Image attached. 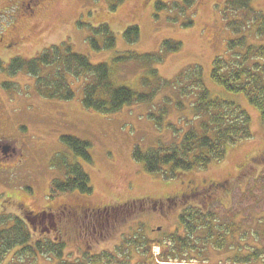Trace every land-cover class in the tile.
<instances>
[{
    "label": "rangeland",
    "instance_id": "rangeland-1",
    "mask_svg": "<svg viewBox=\"0 0 264 264\" xmlns=\"http://www.w3.org/2000/svg\"><path fill=\"white\" fill-rule=\"evenodd\" d=\"M228 1L49 0L35 21L17 20L20 35H13L7 25L15 17L20 0H0V39L4 40L0 43V118L3 135L15 148L13 156L0 165V212L26 213L36 237L64 241L63 258L71 261L84 253L106 249L127 264H142L151 254L157 258L166 241L153 245L147 256L143 250L132 249L127 260L116 247L126 240L124 235L129 233L131 237L132 230L141 227L147 239L163 241L181 228L183 209L194 205L212 212L224 227H234L224 236V246L212 245L207 250L210 262L232 264L235 256L252 254L256 248L264 253V123L245 95L229 93L210 78L214 59L226 54L228 40L236 35L227 26L231 17L226 11ZM159 2L166 7L158 9ZM253 5L264 12V0H254ZM190 21L192 24H188ZM102 25L115 38L114 47L106 48L109 35L97 32ZM131 25L140 29V38L134 43L124 36ZM246 33L252 41L258 40L254 32ZM90 37L96 39L100 49L91 44ZM11 40L15 47L10 50L4 45ZM164 40L181 41L182 48L165 54L161 63L113 62L126 51L159 54L164 50ZM63 42L93 63L113 64L118 85L139 92L156 87L143 81L144 76L157 81L150 73L152 69L157 68L158 74L170 79L186 66L201 65L211 94L235 100L251 115L253 137L230 146L223 160L206 169L183 172L175 178L150 174L134 159L136 146L147 150L178 142L185 131L198 127L199 120L189 106L192 97L181 108L174 103L167 106L164 96L174 97L176 91L163 88L158 90L153 105L134 104L104 114L82 105L84 78L70 76L76 97L59 100L42 96L27 70L11 71L14 59H32L47 47ZM50 69L44 68V73L47 75ZM164 105L168 107L165 125L158 127L149 112L152 109L157 113ZM171 123L180 130L175 133L168 127ZM62 135L89 141L93 162L76 156L61 141ZM68 164H78L89 174L92 193L72 191L50 197L54 180L66 179ZM169 197L175 198L170 201ZM126 202L132 207L126 209ZM66 207L70 210L63 213ZM99 213L111 216V222H102ZM86 231H92L89 237ZM12 259L8 256L0 264H19ZM57 260L42 255L37 264H57ZM153 261L148 264H155ZM248 264H264V257Z\"/></svg>",
    "mask_w": 264,
    "mask_h": 264
},
{
    "label": "trees",
    "instance_id": "trees-1",
    "mask_svg": "<svg viewBox=\"0 0 264 264\" xmlns=\"http://www.w3.org/2000/svg\"><path fill=\"white\" fill-rule=\"evenodd\" d=\"M185 1L192 2V0ZM253 2L254 0L228 1L226 11L231 17L227 18L229 20L227 26L236 35L228 40L226 54L214 59L210 78L229 93L245 95L258 110L264 123V12L258 10ZM163 7H166V4L159 2L157 8ZM188 24H192V21ZM248 31L255 33L258 39L256 42L251 40L246 33ZM97 32L109 35L106 48L115 46V38L106 25H102ZM124 36L129 43L137 42L140 38L139 27L129 26ZM90 42L95 48L100 49L94 37H90ZM181 48V41L164 40V50L159 54L126 51L117 55L113 62L137 60L144 64L161 63L165 59V54ZM112 66L113 64L107 62L93 63L87 55L74 52L67 43L63 42L47 47L32 59H14L11 71L16 73L27 70L35 78L37 91L42 96L59 100H72L76 97L75 88L69 81L70 76L76 79L84 78L86 83L83 87L82 105L86 109L104 114H114L134 104L153 105L158 90L163 88L172 87V90L176 91L174 97L169 94L164 96L167 106L174 103L181 108L186 106L187 99L192 97L189 106L194 117L199 120L198 127L185 131L178 142L161 143L147 150L136 146L134 150V159L142 162L147 172L164 178H175L183 172L206 169L213 162L223 160L230 146L253 137L251 115L235 100L212 95L205 85L201 65L186 66L170 79L158 74L157 68L152 69L150 73L156 78V82H152L150 76L143 77L145 84H156V87L149 92H139L127 85H118ZM46 67L51 68L47 75L44 73ZM167 106L158 108L157 113H153L152 109V112H149V117L154 119L158 127L165 125ZM168 127L175 133L180 130L172 123ZM61 141L70 147L76 156L87 162H93L92 144L89 141L72 135H62ZM72 191L93 192L89 174L78 164L67 165L66 179L54 180L50 197ZM174 198L169 197L170 201ZM124 206L126 209L132 207L130 202H126ZM111 218L106 214L99 219L107 224L111 222ZM29 222L31 221L26 213L22 216L9 214L4 210L0 212V263L8 256H12V260L20 261L19 264H37L42 255L58 259L57 264L128 263L123 261L122 257L119 260L115 252L108 249L98 253H84L75 261L66 260L63 258L65 242L51 240L48 237H36L30 229ZM180 225V229L173 231L169 236L166 235L163 241L147 239L144 227L136 231L132 230L134 235L131 237L128 236L129 233L127 236L124 235L126 240L117 245L116 251L127 255L124 256L127 260L132 249L143 250L142 254L147 256L153 245H164L166 241L159 257H153L151 254V258L144 260L142 264H148L150 260H154L155 264H218L209 261L207 250L212 245L219 248L224 246L226 240L224 236L233 231L234 227L232 225L224 227L218 223L212 212L198 205L183 209ZM233 225L237 229L236 223ZM91 232L86 231V236L89 237ZM261 257H264V253L256 248L252 254L241 253L235 256L231 263L248 264Z\"/></svg>",
    "mask_w": 264,
    "mask_h": 264
},
{
    "label": "flooded vegetation",
    "instance_id": "flooded-vegetation-1",
    "mask_svg": "<svg viewBox=\"0 0 264 264\" xmlns=\"http://www.w3.org/2000/svg\"><path fill=\"white\" fill-rule=\"evenodd\" d=\"M49 0H20L18 10L15 14V17L10 22L9 25H7L9 28H11V31L13 35H20L17 31L16 23L17 20H31L33 21L38 14L44 10L47 6V3ZM35 21V20H34ZM33 26V23L31 27ZM33 28V27H32ZM3 39H0V43H3ZM12 44V45H11ZM6 48H9L11 50L12 47H15L14 40H11V42L8 44V46L4 45ZM8 51V50H7ZM3 120L0 118V165H2L4 162L8 161L15 152V148L13 149L6 141L4 135H3ZM6 141V142H5ZM70 210L67 207L63 208L62 212L65 213V210ZM101 216V214L99 215ZM39 219V218H37Z\"/></svg>",
    "mask_w": 264,
    "mask_h": 264
}]
</instances>
